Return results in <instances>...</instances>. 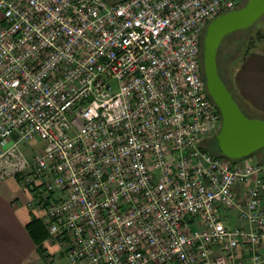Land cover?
I'll use <instances>...</instances> for the list:
<instances>
[{"label": "built area", "instance_id": "built-area-1", "mask_svg": "<svg viewBox=\"0 0 264 264\" xmlns=\"http://www.w3.org/2000/svg\"><path fill=\"white\" fill-rule=\"evenodd\" d=\"M240 4L0 0V178L34 190L68 264H264V164L202 148L222 127L204 33Z\"/></svg>", "mask_w": 264, "mask_h": 264}, {"label": "crops", "instance_id": "crops-1", "mask_svg": "<svg viewBox=\"0 0 264 264\" xmlns=\"http://www.w3.org/2000/svg\"><path fill=\"white\" fill-rule=\"evenodd\" d=\"M234 76L240 98L254 113L264 115V52L252 51L235 70ZM237 164H264V150ZM236 192L240 201L246 199L245 186H238ZM33 200L32 188H22L16 178H0V264H68L69 240L50 234L43 220L45 213L33 209ZM34 219L44 224L45 238L40 239L42 232H30L29 226ZM223 221L230 228L243 224L237 210L224 211ZM242 259L251 264L244 245H241L236 261Z\"/></svg>", "mask_w": 264, "mask_h": 264}, {"label": "water", "instance_id": "water-1", "mask_svg": "<svg viewBox=\"0 0 264 264\" xmlns=\"http://www.w3.org/2000/svg\"><path fill=\"white\" fill-rule=\"evenodd\" d=\"M263 17L264 0H248L241 9L212 21L203 37L207 90L222 115V127L216 140L222 156L231 161L245 160L264 150V120L251 119L241 110L220 76L218 52L228 36L251 29Z\"/></svg>", "mask_w": 264, "mask_h": 264}, {"label": "rangeland", "instance_id": "rangeland-1", "mask_svg": "<svg viewBox=\"0 0 264 264\" xmlns=\"http://www.w3.org/2000/svg\"><path fill=\"white\" fill-rule=\"evenodd\" d=\"M121 0H108V2L114 3L119 2ZM241 6L247 4L248 0H239ZM229 37V36H228ZM224 42V41H223ZM259 51L264 52V17L260 19L252 30L247 33H236L230 35L228 39L224 42L220 55L218 57V65L221 72L222 77L226 81V83L233 88L235 98L237 102L240 104L242 109L245 111L247 116L251 119H260L264 120V115H260L258 113H254L252 109L248 107V105L240 98L239 89L235 83V69L238 66L239 62L244 57L247 51ZM201 63H203V58L201 54ZM234 79V82H233ZM244 105H243V104ZM209 147L213 150L217 148V145L213 141H209ZM38 146L42 145V142L37 143ZM256 155V154H255Z\"/></svg>", "mask_w": 264, "mask_h": 264}, {"label": "trees", "instance_id": "trees-1", "mask_svg": "<svg viewBox=\"0 0 264 264\" xmlns=\"http://www.w3.org/2000/svg\"><path fill=\"white\" fill-rule=\"evenodd\" d=\"M107 1H108V0H107ZM121 1H122V0H121ZM245 5H246V4H245ZM245 5H244V6H245ZM244 6H242V7H244ZM254 26H255V25H254ZM254 26H253V27H254ZM253 27H252L251 29L247 30V31L238 32V33H247V32H249L250 30H252ZM234 34H236V33H234ZM232 35H233V34H232ZM229 37H230V36H229ZM229 37H227L226 39H228ZM226 39L224 40V42L226 41ZM224 42L222 43V45H221V47H220V49H219L218 57H219V55H220V51H221V48H222ZM253 51H254V50H253ZM251 52H252V51H247V52L245 53L244 57H243L242 60L239 62V64H238V66L236 67V69L240 66L241 63L244 62V60L247 58V56H248ZM201 54H202V58H203V56H204V40H203V42H202V50H201ZM218 57H217V62H218ZM202 68H203V63H202ZM218 69H219V65H218ZM236 69H235V70H236ZM219 73H220V76H221L222 80L224 81L225 85L227 86V88L229 89V91L233 94V97H234V99L236 100V98H235V94H234V91H235V90H233V88L230 87V86L226 83V81L224 80V78H223L222 75H221L220 69H219ZM203 74H204V68H203ZM233 82H234V79H233ZM236 102H237V100H236ZM237 104L239 105V107L241 108V110L244 112V114L247 116V114H246L245 111L242 109V107L240 106V104H239L238 102H237ZM242 104H243V103H242ZM243 105H244V104H243ZM219 111H220V110H219ZM247 117H249V116H247ZM209 141H213V142H215L216 145H217V148L213 150L211 147H209V145H208V143H210ZM202 148H203L204 150H206V151H209V152H210L213 156H215V157L225 158V157L222 156V154H221V152H220V150H219V148H218V144H217L216 137H214V138H212V139H209V140L203 142V144H202ZM253 156H254V155H253ZM253 156H251V157H253ZM251 157H250V158H251ZM237 162H239V161H233V163H237ZM29 229H30V232H31V233H34V234H36V233H39V234H40V232H42V233H41V238H40V239L46 237V232H45L44 224H43L40 220L34 219L33 222L30 224ZM35 236H36V235H35Z\"/></svg>", "mask_w": 264, "mask_h": 264}, {"label": "flooded vegetation", "instance_id": "flooded-vegetation-1", "mask_svg": "<svg viewBox=\"0 0 264 264\" xmlns=\"http://www.w3.org/2000/svg\"><path fill=\"white\" fill-rule=\"evenodd\" d=\"M242 8V6H241V4L239 5V7L236 9V10H239V9H241Z\"/></svg>", "mask_w": 264, "mask_h": 264}]
</instances>
